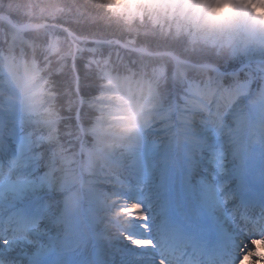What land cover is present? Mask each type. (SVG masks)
I'll return each mask as SVG.
<instances>
[{"label":"snow or ice","instance_id":"6c2138e0","mask_svg":"<svg viewBox=\"0 0 264 264\" xmlns=\"http://www.w3.org/2000/svg\"><path fill=\"white\" fill-rule=\"evenodd\" d=\"M218 76L171 89L75 210L43 138L0 98V264H223L226 226L264 221V60Z\"/></svg>","mask_w":264,"mask_h":264},{"label":"rangeland","instance_id":"374dc122","mask_svg":"<svg viewBox=\"0 0 264 264\" xmlns=\"http://www.w3.org/2000/svg\"><path fill=\"white\" fill-rule=\"evenodd\" d=\"M104 2L105 0H100L96 3L102 13H105L106 11L111 14H117L119 18H122L126 22L132 20L133 22L135 21V24L141 26L133 28V30L137 33L141 30L139 28L146 30V26H149L155 29L158 28L156 25H160L159 28L161 31L175 34L176 40L179 41V45H181L180 47L183 51H185L184 53L187 56H190L188 49L193 47L194 49L201 50L200 52L202 53L205 52V54L209 57H212L208 49L213 47V45H216L214 43L211 44L207 40H215L214 42L222 43L225 47L226 45L231 47V54H239L238 56L240 57V61L252 59L253 65L255 66L257 61L264 60V41L254 37L252 32L247 29L251 18H254L256 21L260 16L257 12L262 6L256 2V0H245V3L240 5V8H242L243 11H239L234 16H230L216 22L207 21L205 19L212 7L208 0H106L105 4ZM194 4L198 5V8L195 10L192 7ZM18 5L22 8L23 2H18ZM33 5L35 6L34 3ZM117 20L119 19H116V21ZM143 23H146V25L143 26ZM115 24L119 25L123 23ZM119 26L121 27V25ZM125 27L127 28V26ZM161 34L164 35L165 33ZM67 40L68 39H66V41ZM52 44L58 45L59 42L57 39H54ZM74 46L75 51L81 49L79 47V43H74ZM225 49H227V47ZM75 55L76 54H74V56ZM68 63H70V59ZM75 67L77 70L76 64ZM82 70L85 75L90 72L86 69ZM58 79L63 80L65 78L61 77ZM83 79L85 82L82 83L81 87H87V82H91V80L87 76H84ZM64 81H57L53 85L58 87V89L53 92L52 97L56 101L51 108L47 107L49 105L48 101H50L48 96L45 99L46 102L44 101L43 96V99H41L40 102L43 104H38L36 106L30 103L34 101L35 98H31L29 100L23 99L25 96L23 91H18L20 96L15 98L17 102L15 103L13 100L12 102L18 105L21 116L23 113H28L25 118L22 117L26 128L33 132L34 136L43 138L42 143L45 149L46 158L54 161L55 168L57 169L56 176L59 178V183L63 187V190L57 195L71 210H75L81 206L87 196V179L89 178L95 180L97 172L102 170L106 161L112 155L108 146H117V149H113L114 152H117L124 145H126L135 134V131H138L140 127L154 115L157 110L155 105L159 106L158 104H160V102L152 99L149 103L148 101L146 103L144 95L143 101L141 102L139 108H137L134 102L130 103L127 100V98L133 101L135 100L137 103V99L135 98L136 94L128 93L122 98L120 103H117V101L113 100L114 98L110 91L105 90L97 96H88L89 99L82 100L81 96H76L73 103H70L72 99L65 98L59 91V89L65 91L64 85H69V82L64 83ZM108 84H110V81L105 83V85ZM21 85H25L28 90L30 80H22ZM74 88L78 89V84ZM86 89L87 88H85V90ZM32 94L33 93L30 92L28 93V96L31 97ZM143 103L148 105L141 109ZM79 104H82L81 107ZM84 104L87 106H95L93 109H89L93 112V114L90 115L92 120L91 128L97 124L102 125L107 129L106 133L94 130L92 134L97 141H90L89 137H85L87 145L92 146L95 150L96 154L93 161H91L90 156H88L87 160L84 157L85 155H83L85 149L81 139L83 137L85 127L82 123V121H84V116H82ZM77 105L80 107L79 115H77ZM71 119H73L72 123L77 125L76 127L78 129V133H71L72 129L68 126L70 125ZM55 121L56 123L61 122L54 129H51V127H53L51 125ZM132 124L137 126L135 131L131 133L127 132V134L121 138L115 137L111 132L114 129L125 130ZM51 130H54V132H50ZM259 135L260 134L257 130L256 136ZM92 141L94 142V146ZM78 147H81V155L83 156L80 169L75 167V161L77 158L76 149ZM62 148H64V151L61 150ZM252 164L255 168H258L260 164L259 159H254ZM85 174H89L90 176ZM252 179L254 183L257 185L259 184V177L255 174V172L253 173ZM92 182V180L89 181V183ZM94 187H96L95 184H93L90 189ZM131 211L138 210L132 209ZM104 223L108 227V235H114L120 231V226L114 223L110 217L107 218ZM233 226H238L240 229V236L235 237V239L244 247L243 250H241L244 256L242 260H248L249 264H254V262L257 261L255 245L256 243L264 244V232L261 231L260 233H257L254 236V243L247 245L246 242L249 237L245 239L241 237V235L244 234L241 229V219L238 218L234 224L229 225L231 229ZM260 228L264 230V221L260 224L259 229ZM250 230H252V228H250ZM108 239L110 238H107V240ZM233 264H236V262Z\"/></svg>","mask_w":264,"mask_h":264},{"label":"trees","instance_id":"16d2710c","mask_svg":"<svg viewBox=\"0 0 264 264\" xmlns=\"http://www.w3.org/2000/svg\"><path fill=\"white\" fill-rule=\"evenodd\" d=\"M99 1L100 0H0V13H7L16 23H23L25 21L40 23L47 21L55 25H45L38 30L25 32L24 34L29 39H34V45L32 47L26 46L20 54L17 53L16 49L11 60H14L15 57L17 59L22 58L24 63L29 64L28 66L31 72L36 73L43 71L45 75L44 86L46 88L48 87L55 91L58 87L53 85L57 81L65 80L64 83L69 82V85H64L65 91L60 89L59 91L65 98L72 99L70 103H73L76 97L74 85L78 84L79 93L83 97L93 96L95 93L102 90L101 82L106 79L104 74L105 71L110 73L115 72L117 76L116 79L121 80L126 78V75H131L137 69L135 63H139L141 60L134 53L127 51V49H118L114 45H111L109 48L96 49L95 53L85 51L75 60L77 70L79 71V73L77 71L78 77H76L69 65H67L68 57L71 52L70 44L67 43L68 41L65 39L64 30L57 26L68 27L76 34L83 37H98L101 39L117 38L125 43L127 39L133 38L136 45H141L147 49L164 48L174 51L180 57L194 62L212 63L222 70L228 66H236L241 62L238 56L239 54H231V47L226 45L227 49H225L226 47L223 46L222 43H216L214 42L215 40H207L211 44L214 43L216 45L208 49L212 57H209L205 52L202 53L200 52L201 50L194 49L193 47H188L190 56H187L184 53L185 51L180 47L179 41L176 40L175 34L161 31L159 28L160 25H156L158 28L155 29L149 26H146V30L139 28L141 30L137 33L133 28L141 27L140 25L135 24L133 20L126 22L122 18H119L117 14H111L106 11L102 13L96 4ZM18 2H23L22 8L19 7L20 5H18ZM116 19L119 20L116 21ZM115 23L123 24H119L121 25L120 27ZM144 25H146V23H143V26ZM125 26H127V28ZM161 33L165 34L163 35ZM6 38V27L0 22L1 51H5L3 45ZM54 39H57L59 42L58 45L52 44ZM50 43L54 47L50 48ZM103 60H107L108 62L103 65ZM127 66L132 68L133 72L128 71ZM42 67L43 69L41 71ZM145 67L147 68L146 64ZM2 69H4V67ZM82 69H86L90 72L85 75ZM84 76H87L92 82L88 81L87 87H81L82 83L85 82L83 79ZM61 77L65 79H58ZM144 78H149L150 80L151 75L146 72ZM155 87L161 100L168 98L171 86L166 80L162 83H157ZM85 88L87 89L85 90ZM83 110V115L82 113L81 115L84 117L88 113L93 114V112H89L87 106H83ZM85 122L88 123V120L85 119ZM68 126L72 129V134L77 133V127L72 121Z\"/></svg>","mask_w":264,"mask_h":264},{"label":"clouds","instance_id":"9594fccd","mask_svg":"<svg viewBox=\"0 0 264 264\" xmlns=\"http://www.w3.org/2000/svg\"><path fill=\"white\" fill-rule=\"evenodd\" d=\"M208 2L212 5L210 8V11L208 12L205 19L207 21L216 22L224 18H228L230 16H234L239 11H243L242 8H240V5L245 3V0H208ZM259 4H261V9L258 10V15H264V0H256ZM193 9H197L198 5H193ZM261 30H264V24L259 25ZM136 125L132 124L128 126L125 130L129 133L135 131ZM261 259L262 264H264V247H261ZM242 264H249L248 260H243ZM255 264V262H254Z\"/></svg>","mask_w":264,"mask_h":264},{"label":"bare ground","instance_id":"6f19581e","mask_svg":"<svg viewBox=\"0 0 264 264\" xmlns=\"http://www.w3.org/2000/svg\"><path fill=\"white\" fill-rule=\"evenodd\" d=\"M264 24V15H260L258 20L255 21L254 18H251L248 26H247V29L252 32L253 36L254 37H257L259 40L261 41H264V30H261V28L259 27V25H262ZM11 33H15V30H11ZM95 129L96 130H100V131H105L107 129H105L104 126L102 125H96L95 126ZM115 137L117 138H120L122 136H124V134H126L125 132L121 131V130H117V129H114L111 131ZM108 148H110V152L112 154H114L115 152L113 151V149H117V146L113 145V146H108ZM246 228V227H244ZM226 232H227V236H228V239L226 241H224V244H226L227 246L228 245H232V246H236L237 243L235 242V238L232 237L233 235V230L232 231H228V227L226 226ZM111 235H108L107 232L105 233V237H109ZM113 237V236H112ZM250 243H254L253 240L250 241ZM261 247H264V244H260V243H256L255 245V251H256V256H257V261L255 262V264H262V259H261V252H260V249ZM243 256V255H242ZM244 258V256H243ZM224 260H226V258L224 257ZM243 261V260H242ZM242 261L240 264H242ZM228 261L226 260L224 262V264H226Z\"/></svg>","mask_w":264,"mask_h":264}]
</instances>
